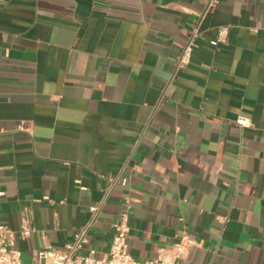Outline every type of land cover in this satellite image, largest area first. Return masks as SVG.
Wrapping results in <instances>:
<instances>
[{
	"label": "crops",
	"instance_id": "obj_1",
	"mask_svg": "<svg viewBox=\"0 0 264 264\" xmlns=\"http://www.w3.org/2000/svg\"><path fill=\"white\" fill-rule=\"evenodd\" d=\"M208 1L0 0V224L25 262L122 173L82 254L109 252L127 198L137 260L188 240L179 264H264V0Z\"/></svg>",
	"mask_w": 264,
	"mask_h": 264
},
{
	"label": "built area",
	"instance_id": "obj_2",
	"mask_svg": "<svg viewBox=\"0 0 264 264\" xmlns=\"http://www.w3.org/2000/svg\"><path fill=\"white\" fill-rule=\"evenodd\" d=\"M218 0H209L206 11L211 10ZM229 25H221L213 45L227 43L229 40ZM201 29L199 22L190 30L187 41L185 42L181 53L179 54L172 79L176 78L178 73L184 70L190 63L192 52L196 46ZM236 123L242 127L251 126L252 122L245 116H238ZM120 177L126 178L119 174L112 178L107 188H105L102 198L90 206V217L88 221L81 226L75 233L73 241L67 245L64 250L56 248H44L39 250L36 260L32 263L25 262L19 250L13 247L14 231L10 226L0 224V264H179L188 254L190 242L181 240L170 246H162L153 258L146 260H137L128 251V239L130 232V203L126 198L125 209L120 212L115 221L116 232L113 236L109 252L103 257H96L95 250L90 249L88 254H82L80 251L89 242V232L97 221V218L111 196L113 188L119 183ZM125 178V179H124ZM123 182V183H124ZM224 221L223 219H220ZM32 233V228L24 224L20 230L22 236H28Z\"/></svg>",
	"mask_w": 264,
	"mask_h": 264
}]
</instances>
